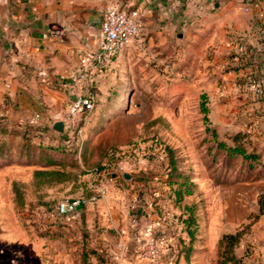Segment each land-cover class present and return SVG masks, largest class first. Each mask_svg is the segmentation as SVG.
Masks as SVG:
<instances>
[{
  "label": "rangeland",
  "instance_id": "374dc122",
  "mask_svg": "<svg viewBox=\"0 0 264 264\" xmlns=\"http://www.w3.org/2000/svg\"><path fill=\"white\" fill-rule=\"evenodd\" d=\"M103 7L92 13L101 17ZM147 17L151 19L150 29L143 30L100 72L97 106L83 121L81 139L68 140L38 120L20 124V130L34 136L33 141L25 133L26 137L14 143L24 144V148L28 143L37 144L33 156L24 149L22 153L17 150L0 155V264H218L219 238L238 229L244 230L236 247L243 264H261L257 258L264 245V213L258 217L256 214L258 195L264 189V164L249 158L227 157L225 148L219 145V140L233 144L232 136L239 131L250 137L253 129L248 132L247 127L251 123L238 121V114L243 111L239 103L236 106L232 103L237 101L236 96L231 97L232 105L227 107L229 119L225 121L221 116L214 122L210 109L205 112L202 107V101L207 106L210 102L205 60L188 58V46L178 43L175 36L174 51L166 52L169 48L161 41L165 21L156 10ZM179 48L182 54L176 56ZM164 143L176 147L192 162L198 182L197 191L184 200L195 206L198 221L189 260L185 258L186 243L180 242L183 238L188 243L189 236L184 224L174 216L182 208L170 200L169 186L160 177L163 168L158 167L160 172L150 176L148 188L143 180H125L122 174L124 169L135 173L137 165H161ZM40 147L53 149V158L61 164L48 166L45 159H38ZM248 148L253 151L262 147L250 142ZM260 152L264 162V148ZM96 166H107L103 172L114 199L124 198L119 196V187L129 192V206L124 215L130 218L128 237L123 235V228L127 227L122 223L118 227L103 225V215L97 207L92 215L85 211V217L81 209L68 215L57 214L60 200L76 198L82 192L84 195L85 182L97 181ZM46 167L65 168L73 177L59 184H37L34 170ZM112 172L117 173L115 178ZM159 186L163 188L160 192ZM99 191L95 189L96 193ZM143 192H151L173 204L162 209L160 203L154 204L155 217L161 216L155 225L137 210L147 204ZM138 197L144 201L139 202ZM148 224H151L149 235L138 233ZM151 237L158 239L164 250L154 260L140 252ZM121 240L125 245L119 249ZM180 249L183 250L179 255Z\"/></svg>",
  "mask_w": 264,
  "mask_h": 264
},
{
  "label": "crops",
  "instance_id": "0c3cea01",
  "mask_svg": "<svg viewBox=\"0 0 264 264\" xmlns=\"http://www.w3.org/2000/svg\"><path fill=\"white\" fill-rule=\"evenodd\" d=\"M111 1L0 0V115L17 126L40 120L56 130L54 123L61 119L62 110L73 96L70 75L80 66L83 54L99 47L101 19ZM118 1L146 6L144 30L152 26L147 17L149 13L158 12L165 21V35L161 41L169 48L166 52L172 54L174 51L175 36L178 43L188 46V58L205 60L210 95L208 107L214 122L217 123L221 116L225 121L229 119L227 107L232 105L231 97L236 96L237 101L232 100V103L235 106L239 103L243 111L238 114V121L251 123L250 142L264 148V0H252L249 9L244 0ZM102 7V16L98 18L92 12ZM175 52L176 56L181 55L182 49ZM99 76L101 73L97 74V83H102ZM262 148L255 151L261 154ZM153 165H137L135 173L132 169H124L122 174L130 173V178L125 179L133 180L141 169L160 172L156 167L159 165ZM116 174L112 172L113 178ZM160 177L165 180L164 171ZM94 179H97L95 183L85 182L84 195L82 192L75 197H88L95 189L105 188L103 196L87 199L86 211L92 215L97 207L103 215L100 216L103 225L118 227L122 223L127 227L123 228V235L128 237L130 218L124 215L129 206V192L119 187V196L124 198L116 200L104 172H97ZM158 189L159 192L163 190L162 186ZM144 197L146 206L141 203L143 208L137 210L154 225L161 219L158 214L155 217L154 204L160 203V209L162 206L168 208L167 204L173 206L162 197L153 203L155 196L151 192H146ZM151 224L139 229L138 233L143 231L149 235ZM261 249L257 261L264 264V245Z\"/></svg>",
  "mask_w": 264,
  "mask_h": 264
},
{
  "label": "trees",
  "instance_id": "16d2710c",
  "mask_svg": "<svg viewBox=\"0 0 264 264\" xmlns=\"http://www.w3.org/2000/svg\"><path fill=\"white\" fill-rule=\"evenodd\" d=\"M202 107L204 111H208L209 107L206 105V102L202 101ZM12 123H10L8 120H6L4 115H0V155L7 156L13 153L15 150H19L21 153L24 149L25 152H31L33 156V152L36 150L37 144H26L28 147L24 148V144H21L20 146H15L14 143H16L17 139L20 137L24 138L25 133L31 136V139H35L32 134L25 131L23 132L21 129V126H12ZM14 125V124H13ZM38 131L40 130V128ZM214 131L217 133V129L213 128ZM59 135H65V137L69 139V136L66 132L60 133ZM29 139V138H27ZM30 139V140H31ZM32 139V141H33ZM232 139L234 141L233 144H228L225 142V140H219V145L226 150L227 157H242L243 159H250L252 161L257 160L259 163L264 164V162H261V154L255 150L250 151L249 150V143L250 138L248 136V133L246 132H236L233 134ZM16 141V142H15ZM35 141V140H34ZM19 145V144H16ZM161 147V146H160ZM163 155H162V163L158 167L163 168L164 173L166 174L165 178V184L169 186V193L171 200L174 202L176 206H179L182 208V212L179 215L175 214V218L179 219L183 224V229L187 232L189 236L188 243L185 242V239L180 238V242L186 243L184 247L186 248L185 252V258L187 260L190 259V252L193 248V242L196 237V230L198 227V221H197V215L195 206L186 204L184 202L186 196L191 195L197 191L198 188V182L195 180V172L193 169V164L190 161L186 160V157H184L181 152L174 146L168 143H164L161 147ZM40 156L38 159L42 158L47 161L48 166H53L56 164H61V162H58L56 158H53L52 152L53 149L50 147H40ZM23 151V152H24ZM55 151V150H54ZM109 154V152H108ZM31 156V157H32ZM152 158L153 161L154 157L150 156V159ZM119 159H117L118 161ZM32 161V160H31ZM107 166H96L95 172H103L105 171ZM141 176L139 177L136 175L133 180L141 179L146 183V188L149 186V179L150 176L153 173H156L155 171H152L151 169H141L139 171ZM73 177V174L66 170L61 168H37L34 170V178L37 180V184H53L56 182H62L65 180H70ZM126 180V179H125ZM14 189L16 192L18 191L17 183L14 184ZM95 191L87 197L93 196ZM96 194V193H95ZM143 199L145 200V192H143ZM140 197V193H139ZM138 197V200H139ZM159 197H155L153 203H157V200ZM139 200L140 202L144 201ZM258 204L259 209L258 213L256 214V217L264 213V189H262L258 195ZM87 207V201L82 202L77 209H81L83 217H85V211ZM58 214V212H57ZM60 215V214H59ZM244 230L238 229L235 232H225L221 235V237L218 240L217 244V262L218 264H243L244 260L242 256H239L236 253V247L241 242L243 237ZM183 249H180L179 255L181 254ZM96 253H98L96 250H92Z\"/></svg>",
  "mask_w": 264,
  "mask_h": 264
},
{
  "label": "built area",
  "instance_id": "2783aa9c",
  "mask_svg": "<svg viewBox=\"0 0 264 264\" xmlns=\"http://www.w3.org/2000/svg\"><path fill=\"white\" fill-rule=\"evenodd\" d=\"M244 3L246 9H249L253 1L244 0ZM145 11L146 6L143 4L127 5L118 0H112L107 6L100 24L99 47L83 54L80 57V66L70 75L73 96L61 113V119L65 123L64 132L68 134L70 140H79L83 137V121L97 106V74L102 72L104 66L111 64L143 32ZM39 117L40 115H37V118ZM247 131H252L251 126L247 127ZM104 193L105 188L94 194L92 199L103 196ZM86 201L85 196L62 199L58 202L57 212L60 215L74 213L78 206ZM124 245L122 240L118 242L119 249ZM140 252L143 257L154 260L160 258L164 250L162 243L151 237L144 243Z\"/></svg>",
  "mask_w": 264,
  "mask_h": 264
},
{
  "label": "water",
  "instance_id": "95a60500",
  "mask_svg": "<svg viewBox=\"0 0 264 264\" xmlns=\"http://www.w3.org/2000/svg\"><path fill=\"white\" fill-rule=\"evenodd\" d=\"M54 128L58 131V132H61L63 133L65 131V123L62 119L60 120H57L55 123H54ZM124 177L126 178H130V173L128 172H124Z\"/></svg>",
  "mask_w": 264,
  "mask_h": 264
}]
</instances>
